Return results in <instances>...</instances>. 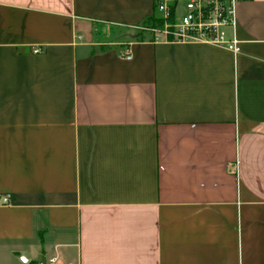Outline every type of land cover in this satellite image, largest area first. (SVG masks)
<instances>
[{
    "label": "crops",
    "instance_id": "1",
    "mask_svg": "<svg viewBox=\"0 0 264 264\" xmlns=\"http://www.w3.org/2000/svg\"><path fill=\"white\" fill-rule=\"evenodd\" d=\"M155 2L0 0V264H264V0L237 53Z\"/></svg>",
    "mask_w": 264,
    "mask_h": 264
},
{
    "label": "built area",
    "instance_id": "2",
    "mask_svg": "<svg viewBox=\"0 0 264 264\" xmlns=\"http://www.w3.org/2000/svg\"><path fill=\"white\" fill-rule=\"evenodd\" d=\"M239 0H182L184 12L178 16L176 4L175 15L177 23L166 22V29L160 33L166 36L172 35V41L176 42H200L219 46H225L233 52H239V41L228 39L225 29L234 27L237 19V3ZM173 1L162 0L158 3V11L167 21L172 16L170 3ZM168 23V24H167ZM172 29V30H170ZM40 48H35L34 53H40ZM122 56L131 59L132 54L126 49ZM3 204L11 202L10 196L1 199ZM48 264H61L58 258H53Z\"/></svg>",
    "mask_w": 264,
    "mask_h": 264
},
{
    "label": "rangeland",
    "instance_id": "3",
    "mask_svg": "<svg viewBox=\"0 0 264 264\" xmlns=\"http://www.w3.org/2000/svg\"><path fill=\"white\" fill-rule=\"evenodd\" d=\"M173 2H175L177 5H178V8L180 9L181 11V14L184 12V10L182 9V0H173ZM153 16L155 17H163V14L159 11H155L153 13ZM177 16L175 18V21L173 23H169L168 21L169 20H165V24H164V27L163 29L162 28H159L157 26H155L156 24L154 22H144L142 23L140 26L138 27H135V28H132V29H129L130 33L133 35V36H137L139 38H145V37H159V35H162V33H160L162 30H165L166 29V22H168L169 24H175L177 23ZM170 19V18H169ZM167 23V24H168ZM172 30V29H170Z\"/></svg>",
    "mask_w": 264,
    "mask_h": 264
},
{
    "label": "trees",
    "instance_id": "4",
    "mask_svg": "<svg viewBox=\"0 0 264 264\" xmlns=\"http://www.w3.org/2000/svg\"><path fill=\"white\" fill-rule=\"evenodd\" d=\"M160 1H162V0H156V2H155V11H158L157 8H158V3ZM170 6L172 8V16H171V18L169 19L168 22L169 23H173L175 21V18H176V15H175L176 3L172 2V3H170ZM144 22L145 23L146 22H154L156 24L155 26H157L159 28H162V29H163L164 24H165V20L162 17H158L157 18V17H155L153 15L148 17ZM172 39H173L172 35L168 36V40H172Z\"/></svg>",
    "mask_w": 264,
    "mask_h": 264
},
{
    "label": "water",
    "instance_id": "5",
    "mask_svg": "<svg viewBox=\"0 0 264 264\" xmlns=\"http://www.w3.org/2000/svg\"><path fill=\"white\" fill-rule=\"evenodd\" d=\"M24 261L26 262V260L24 259Z\"/></svg>",
    "mask_w": 264,
    "mask_h": 264
}]
</instances>
